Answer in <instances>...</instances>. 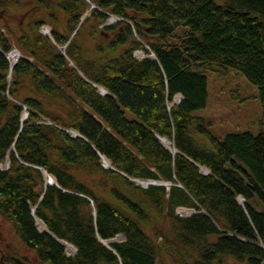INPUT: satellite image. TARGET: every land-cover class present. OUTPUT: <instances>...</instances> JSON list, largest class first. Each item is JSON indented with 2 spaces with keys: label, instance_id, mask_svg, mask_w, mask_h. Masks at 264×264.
<instances>
[{
  "label": "trees",
  "instance_id": "trees-1",
  "mask_svg": "<svg viewBox=\"0 0 264 264\" xmlns=\"http://www.w3.org/2000/svg\"><path fill=\"white\" fill-rule=\"evenodd\" d=\"M15 6L26 15L10 22ZM88 21L96 38L85 46ZM227 69L264 106V0H0V215L41 263L264 264V128L218 136L193 113L207 105L210 72Z\"/></svg>",
  "mask_w": 264,
  "mask_h": 264
},
{
  "label": "rangeland",
  "instance_id": "rangeland-1",
  "mask_svg": "<svg viewBox=\"0 0 264 264\" xmlns=\"http://www.w3.org/2000/svg\"><path fill=\"white\" fill-rule=\"evenodd\" d=\"M24 7L30 8V5H26ZM24 7L15 6L10 12L11 15L9 16L8 21L15 22L22 15L25 16L26 14L23 13ZM89 10L85 13V15L89 13ZM63 16V13H60V20L58 24L61 28L63 27L64 22ZM114 22H116V20H111L109 16L108 20L104 24H111ZM91 23L92 21H88L85 27L81 30V38H79V40L85 46H90L92 41L91 38L94 37L93 40L96 38V32L91 30ZM45 25L50 28L49 24ZM180 28H178L176 32L179 33ZM100 38L101 36H98V39ZM143 54L145 53L142 52L139 56H142ZM208 91L209 96L207 105L194 110L193 113L195 115L204 116L206 125L214 134L222 136L228 131L244 129H249L254 133H257L264 128V106L258 97L257 86L237 71L227 69L219 72H210ZM127 113L129 116L133 115L130 111H127ZM197 137L199 138L200 144L208 148L212 146L210 139L205 134L196 136V139ZM4 167L6 166L4 165ZM45 175H47L46 172ZM99 182L100 181L98 179L95 181L94 179H91L90 183L91 186L94 187L100 195H104L108 201L112 202L121 209H125L122 201L115 197L110 189L107 191H101L102 189H100ZM182 207L183 208H181V210L183 212L184 210H187L185 206ZM182 211L179 212L182 213ZM184 214L188 215L190 212H184ZM156 220L155 226L157 230H159L158 226L162 228L167 226V222L164 221L161 216ZM140 224L145 231L151 235L148 228L150 223L140 222ZM161 240L162 239L159 237L158 241L161 242ZM107 241L108 240H105V242ZM12 254H27L31 257L32 264H47L41 263L35 258L34 252L25 246L21 238L13 230L12 225L8 221L4 220L0 215V256ZM162 259L164 262L168 263L172 261L173 258L168 252L163 251Z\"/></svg>",
  "mask_w": 264,
  "mask_h": 264
},
{
  "label": "built area",
  "instance_id": "built-area-1",
  "mask_svg": "<svg viewBox=\"0 0 264 264\" xmlns=\"http://www.w3.org/2000/svg\"><path fill=\"white\" fill-rule=\"evenodd\" d=\"M110 19L111 20H118V19H120V17L119 16H117V15H114V14H112V15H110ZM42 31L44 32V33H47V34H50V28H49V26H47V25H44V26H42ZM142 52H144L143 50H136L135 51V54L137 55V56H139ZM145 54H143L142 56H144ZM20 56H21V51H20V49L18 48V47H16V46H13L8 52H7V57H8V59L10 60V62H11V66L12 65H14L16 62H17V60L20 58ZM142 56H139V57H142ZM100 90L102 91V92H105L106 91V89L105 88H103V87H101L100 86ZM182 99V95L180 94V93H177L176 95H175V97H174V101L173 102H179L180 100ZM28 114H29V112H28V110H27V106H25L24 107V111H23V118H26L27 116H28ZM50 122V121H49ZM70 132H71V134L72 135H74V136H76V135H81L77 130H75V129H70ZM105 157L103 156V161L105 162ZM2 167H4V165L6 166L5 168H7L8 166H9V162H8V160L6 159L4 162H2ZM203 169V171H206V170H208L206 167H203L202 168ZM209 171V170H208ZM207 173V172H206ZM46 178H47V180L50 182V181H54V176L52 175V174H50V173H47L46 172ZM52 178H54V179H52ZM134 180H136L138 183H140L142 186H147L148 184H150V183H153V184H166L167 186H169L170 184H171V181H166V180H163V179H156V178H134ZM239 199H240V201H243V196H239ZM178 211H182V210H180V207L178 208ZM182 214H184L183 212H182ZM115 239L116 240H123V239H125V237L122 235V234H118L116 237H115ZM67 243L68 242H66V246H67ZM71 244V243H70ZM67 252L68 253H75L76 252V247L73 245V247H71V248H69L68 246H67Z\"/></svg>",
  "mask_w": 264,
  "mask_h": 264
},
{
  "label": "bare ground",
  "instance_id": "bare-ground-1",
  "mask_svg": "<svg viewBox=\"0 0 264 264\" xmlns=\"http://www.w3.org/2000/svg\"><path fill=\"white\" fill-rule=\"evenodd\" d=\"M164 142H165V143H169V140L164 139ZM107 161H109V160L107 159ZM178 184H179V183H178ZM181 208H183V207H180V210H181ZM186 209H187L186 211L184 210L185 213H186V212L189 213V212L192 210L191 208H186ZM182 212H183V211H182ZM184 212H183V213H184ZM38 222H40V223H39V228H40V229H44V228H45L44 223H43L41 220H39V219H38ZM114 240H116L115 237L108 239V241H114ZM62 241H65V240H62ZM108 241H107V242H108ZM67 246H68L69 248L73 247V245L70 244V243H67Z\"/></svg>",
  "mask_w": 264,
  "mask_h": 264
},
{
  "label": "water",
  "instance_id": "water-1",
  "mask_svg": "<svg viewBox=\"0 0 264 264\" xmlns=\"http://www.w3.org/2000/svg\"><path fill=\"white\" fill-rule=\"evenodd\" d=\"M93 6V5H92ZM164 139H166V138H162V141H163V143H164ZM167 147H168V145L169 144H166V143H164ZM170 147V146H169ZM173 151H176V149H173ZM106 158V157H105ZM103 164L104 165H110V162L109 161H107V158L105 159V162L103 161ZM205 173L206 172H208V170H206V171H204ZM52 179H54V178H52ZM55 180V179H54ZM50 182H52V181H50ZM195 211V209H192L191 211H190V213H192V212H194ZM64 243L66 244V241H64Z\"/></svg>",
  "mask_w": 264,
  "mask_h": 264
},
{
  "label": "crops",
  "instance_id": "crops-1",
  "mask_svg": "<svg viewBox=\"0 0 264 264\" xmlns=\"http://www.w3.org/2000/svg\"><path fill=\"white\" fill-rule=\"evenodd\" d=\"M16 24L18 25V23H16ZM24 90H25L26 93L32 94V91H31V89H30L29 86H26V87L24 88Z\"/></svg>",
  "mask_w": 264,
  "mask_h": 264
}]
</instances>
